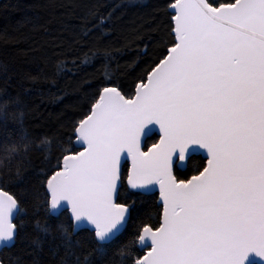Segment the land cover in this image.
<instances>
[{
  "label": "snow or ice",
  "instance_id": "obj_1",
  "mask_svg": "<svg viewBox=\"0 0 264 264\" xmlns=\"http://www.w3.org/2000/svg\"><path fill=\"white\" fill-rule=\"evenodd\" d=\"M169 7L171 46L134 97L103 87L77 121L46 179L47 211H69L73 232L86 222L104 255L132 223L129 206L115 199L122 157H130V188L159 185L163 213L158 224L134 225L118 248L121 258L139 245L146 254L131 264H252V256L264 264V0H172ZM155 126L159 142L142 151L141 138ZM31 145L23 134L8 152ZM200 150L206 166L178 179L174 171ZM17 209V199L0 188V246L15 242ZM58 227V264H85L78 242Z\"/></svg>",
  "mask_w": 264,
  "mask_h": 264
},
{
  "label": "trees",
  "instance_id": "obj_2",
  "mask_svg": "<svg viewBox=\"0 0 264 264\" xmlns=\"http://www.w3.org/2000/svg\"><path fill=\"white\" fill-rule=\"evenodd\" d=\"M172 0H0V188L18 201L15 242L0 251L1 264H58L53 249L61 242L62 225L85 264H131L136 255L121 258L126 243L141 220L159 223L156 194L131 192L121 170L117 203L129 206L128 232L100 255L90 230L72 233L66 211H47L45 182L55 160L68 146L73 128L90 109L99 91L115 86L127 97L146 72L171 46ZM231 0H213L219 4ZM23 134L32 141L28 152L11 155L8 148ZM47 139L49 143L44 144ZM152 135L144 142L155 143ZM78 150V149H77ZM200 156L174 174L185 180L204 164ZM19 172V175H18ZM49 227L50 233L43 228ZM39 242V246L36 243Z\"/></svg>",
  "mask_w": 264,
  "mask_h": 264
},
{
  "label": "water",
  "instance_id": "obj_3",
  "mask_svg": "<svg viewBox=\"0 0 264 264\" xmlns=\"http://www.w3.org/2000/svg\"><path fill=\"white\" fill-rule=\"evenodd\" d=\"M167 10H168L169 13H171V9H170L169 6H168ZM172 23H173V22H172V19H171V24H172ZM166 52H167V51H166ZM137 85H138V84H137ZM137 85H136V86H137ZM136 86H135V88H134L133 95H132L131 97H134V94H135V91H136ZM101 90H102V89H101ZM101 90H100V91H101ZM100 91H99V93H100ZM155 127H156V131H155L154 133L150 134L149 137H151L152 135H155V136L157 137L155 143H158V142H159V136H160V133H159L158 126H155ZM149 137H142V138H141V150H142V151H149V150L151 149V147H152L153 144L150 145V146H148V147H145V146H144V142H145V140H146L147 138H149ZM76 147H77V149L79 150V146L77 145ZM125 155H126V154H125ZM193 156H200L202 159H204V161H205V162H204V166H206V153H205L203 150H200V151H197V152L193 153ZM124 165H126V172H125V177H124V184H125V186L127 187V189H128L129 191H131V192H136V193H140V194H145V195H148V194H156V195H157L156 203H157V205H160V206H161V212H160V218H159V222H160L161 219H162V213H163V201H162V198H161V196H160L159 185H154V186H152V190H150V191H144V190H142V191H140V192H137L136 190H132V189L130 188L128 182H127V181H128V177L131 175V172H132V160H131L130 157H128L127 159H124V158L122 157V160H121V170H122V168H123ZM185 168H186V166H181V167H179L178 170L183 171ZM52 174H53V173H52ZM174 175H175V174H174ZM50 176H51V175H49L47 178H49ZM191 176H192V175H191ZM191 176H189V177H188L187 179H185V180L190 179ZM120 185H121V181H120L118 187H120ZM45 190H46V186H45ZM115 199H116V198H115ZM116 202H117V201H116ZM18 209H19V207H18ZM18 209L16 210V212H15V214H14V220H15V217H16V215H17V213H18ZM62 211H66L67 214H68L69 219L71 220L69 211H67V210H63V209L53 211L52 213H50V215H51V216H57V215H58L59 213H61ZM71 222H72V220H71ZM82 229H87V230H89V229H90V226L87 225V223L85 222V223L83 224V226L80 227V228H78L75 232H73V228H72V233L75 234V233H77L79 230H82ZM11 245H12V244H8V245L0 246V251H1L3 248H8V247H10ZM137 248H138L139 250H143L139 245H137ZM143 251H144L143 254H146V251H145V250H143ZM250 259L253 260L252 264H259L260 258L252 256V257H250ZM0 264H1V262H0Z\"/></svg>",
  "mask_w": 264,
  "mask_h": 264
}]
</instances>
